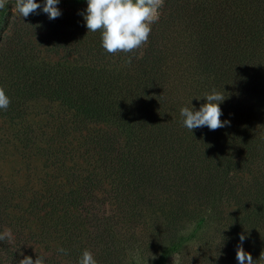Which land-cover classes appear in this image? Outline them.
Segmentation results:
<instances>
[{"label": "trees", "instance_id": "obj_1", "mask_svg": "<svg viewBox=\"0 0 264 264\" xmlns=\"http://www.w3.org/2000/svg\"><path fill=\"white\" fill-rule=\"evenodd\" d=\"M82 1L59 0V17L80 23ZM35 2L34 25L46 15ZM159 13L134 53H107L100 31L52 33L74 58L49 62L23 33H2L15 21L10 4L0 9L11 101L0 115L37 99L69 111L58 138L39 143L48 178L21 215L0 211V233L11 230L0 264H77L84 250L97 264H239L240 234L264 264V0H165ZM213 90L230 125L190 132L180 109L198 111ZM30 136L25 149L37 150Z\"/></svg>", "mask_w": 264, "mask_h": 264}, {"label": "rangeland", "instance_id": "obj_2", "mask_svg": "<svg viewBox=\"0 0 264 264\" xmlns=\"http://www.w3.org/2000/svg\"><path fill=\"white\" fill-rule=\"evenodd\" d=\"M6 4L11 5L15 24L4 29L2 33H23V40L29 37L38 52V57L44 61L55 62L58 59L70 61L74 58V54L59 51L60 49L55 50L50 46L52 33H99V31L88 32L81 13L80 23L78 18H75L73 23H69L60 17L49 19L46 14L34 25V22H27L26 18L20 17L15 12V0H6ZM61 6L58 4V8ZM87 6V0L78 5L84 14ZM64 7L66 8L67 5ZM62 116L66 120L69 119V111L64 106L44 99L30 101L23 114L0 115V192L5 194V200L0 203V211L4 210L3 212L15 216L21 215L31 193L33 191L36 193L40 180L48 178L44 172H49V168L45 165H49L51 160H44L39 143L45 142L50 136L53 140L58 138L56 129ZM68 122L66 121L67 125ZM88 127L90 129L91 126ZM28 131L31 139H34L33 141L39 146L37 150L25 149V132ZM72 134L77 137L79 133L72 132ZM52 167H56V164H52ZM51 173L57 174L56 171Z\"/></svg>", "mask_w": 264, "mask_h": 264}, {"label": "clouds", "instance_id": "obj_3", "mask_svg": "<svg viewBox=\"0 0 264 264\" xmlns=\"http://www.w3.org/2000/svg\"><path fill=\"white\" fill-rule=\"evenodd\" d=\"M58 3L59 0H45L42 10L49 19H56L61 15L56 7ZM5 4L6 0H0V9H3ZM163 4L164 0H87L86 14H81L88 32H101V46L107 53L128 54L134 53L148 42L151 25L158 21L159 9ZM39 8L41 5L35 0H15L14 10L20 17L27 18ZM131 60L132 57L129 56L126 63L131 64ZM204 98L207 103L202 104L198 111L188 107L180 109L181 125L190 132L203 126H207L209 130H217L230 125V121L220 119L223 113L219 105L225 97L213 90L211 94L205 93ZM10 103L4 88L0 87V110L6 111ZM10 235L11 230L6 229L4 233H0V241ZM239 239L241 243L236 251L239 264H256L251 254L245 252L242 247L245 235L240 234ZM57 251L68 254V250L62 247ZM19 264H45V260L44 257L33 260L31 256H25ZM77 264H97V261L90 251L84 250ZM173 264H179L178 258L173 257Z\"/></svg>", "mask_w": 264, "mask_h": 264}]
</instances>
